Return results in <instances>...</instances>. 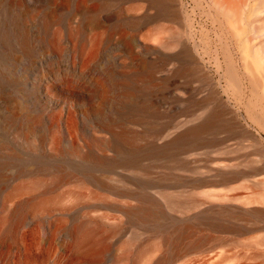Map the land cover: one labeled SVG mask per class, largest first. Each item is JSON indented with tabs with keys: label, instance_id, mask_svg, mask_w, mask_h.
<instances>
[{
	"label": "rangeland",
	"instance_id": "obj_1",
	"mask_svg": "<svg viewBox=\"0 0 264 264\" xmlns=\"http://www.w3.org/2000/svg\"><path fill=\"white\" fill-rule=\"evenodd\" d=\"M181 1L186 7L177 11L178 19L163 15L151 0H118L103 9L98 18H83L80 12L56 23L30 55L15 48L19 45L17 37L14 39L17 46L11 41L14 54H8L0 46L3 48L0 78L5 79L0 83V264H160L165 252L161 235L164 231L160 229L174 231L178 225L187 223L195 227L197 238L207 236V239L173 264H264V240L257 242V238L264 236V223L253 224L254 221L233 220L229 216L233 207L254 206L241 200L257 190L264 191V186L243 188L244 178L231 186L220 184L219 176L207 168L217 167L212 160L217 148L201 147L192 155L184 153L177 166L168 159L155 162L148 176L119 167L107 179L109 190L96 180L102 171L92 169L94 175L84 176L88 167L79 164L71 152L77 148L82 153L96 145L107 151V135L99 129L98 117L77 113L82 104L70 100L66 90L73 89L74 80L85 72L88 81L104 77L108 82L112 77L120 87L122 75L141 70L142 60L159 61L179 50L180 46L164 48L160 39L166 36L164 29L170 25L186 28L189 16L199 22L195 25L197 29L203 25L208 32L211 27L193 12L192 0ZM42 2V6L49 7L47 0ZM53 3L67 4L68 10L99 5L98 0L67 3L53 0ZM134 18L140 23L133 24ZM36 21L30 29L35 36H41L40 20ZM144 45L150 47L145 49ZM177 65V60L170 61L155 78L171 75ZM64 80L67 86L66 83L63 86ZM173 80L169 87L154 94L156 106L162 111L158 123L165 130L164 136L177 129V122L189 117L185 99L190 88L199 85L183 77ZM106 94L112 96L114 91ZM224 98L227 100L226 95ZM12 116L15 121L10 120ZM26 116L36 117L31 131L26 129ZM242 121L264 144L263 136ZM221 135L229 139L226 144L237 147L240 139L236 134ZM246 140L243 143L250 144ZM230 155L235 157L232 163L254 158L257 160L254 167H264V156L253 146ZM73 166H78L73 177L54 185L57 168L69 170ZM244 169L248 171L251 167ZM263 176L260 173L254 178L263 180ZM154 189L179 194L183 199L194 192L198 205L186 211L162 199V215L145 222L132 210L141 205L144 193H156ZM223 194L226 198L217 197ZM232 195L240 199L233 201ZM233 222L242 229H230ZM82 226L84 231L91 232L92 239L77 245V237L80 239L83 234Z\"/></svg>",
	"mask_w": 264,
	"mask_h": 264
},
{
	"label": "bare ground",
	"instance_id": "obj_2",
	"mask_svg": "<svg viewBox=\"0 0 264 264\" xmlns=\"http://www.w3.org/2000/svg\"><path fill=\"white\" fill-rule=\"evenodd\" d=\"M63 1L67 3L68 0ZM98 1L99 5L93 8L68 10L67 4L53 5V0H47L49 7L42 6V0H0V46L5 47L6 52L10 54L13 50L11 45L18 39L16 42L19 45L15 48L30 55L36 50L38 41L44 40L42 37H46L56 23L65 18H74L77 14L80 15V12H83V18H98L103 9L111 7L118 0ZM151 3L157 5L163 15L175 19L177 11L186 7L181 0H151ZM192 3L193 12L209 23L211 28L208 32L203 25H200L201 30H198L199 28L195 27L197 21L189 16L190 21L186 28L182 25H170L164 29L166 36L160 39L164 48L180 46L179 50L159 61L142 60L141 70L122 75L120 87L112 77L108 82L104 77L88 81V73L82 72L83 74L74 80L73 89L66 90L70 100L80 101L82 104V108H77V113H81L83 117H98V127L107 135V151L99 145L82 153H79L77 148L71 150L75 153L73 155L76 156V161L85 168L88 167L84 176L94 175L92 169L102 171L103 175L99 174L100 178L96 180L107 190L111 189L107 179H111V173L119 167L132 168L148 176L152 173L155 162L168 159L177 166V160L182 154L192 155L194 150L201 147L217 148V155L212 159L218 164L217 167L206 166L209 171H214L219 176L220 184L227 183L231 186L244 178L243 188L264 186V179L254 178L264 173V167L259 169L253 166L256 159L246 158L232 163L235 157L230 155L253 146L264 156V144L242 121H247L264 138V0H192ZM36 20H40L41 36H35L30 29V25ZM137 22L134 18L133 24ZM116 26L117 24L113 25L112 30ZM11 41L14 43L11 44ZM2 47L0 49H3ZM143 47L148 49L150 46ZM13 57L14 55L12 59ZM172 60H177L178 65L171 70V75L157 80L155 75L161 69L165 70ZM174 77H183L190 83L199 82V85L194 87L195 89L190 88V95L185 99V112L189 113V117L177 122V129L164 136L165 130L160 122L158 123L162 111L156 106L154 94L155 91L173 84ZM0 79L1 84L5 82L3 77ZM65 83L64 80L63 86ZM63 90L65 91V88ZM107 91H114V95H107ZM35 118H24L28 131H31ZM15 119V116L10 117L11 121ZM224 132L239 137L237 147L226 144L229 139H223L221 134ZM246 139L250 140V144L243 143ZM78 166L69 170L58 167L54 172V185L73 177ZM246 166L251 169L247 171L244 169ZM217 197L226 198L224 194ZM162 199H165L167 204L186 211L198 205L194 192L183 199L181 195L168 191H147L140 199L141 205L132 212L147 222L162 215ZM230 199L235 201L240 197L232 195ZM241 202L254 206L248 209L233 207L229 210L231 219L254 221L253 224L264 223V191L257 190L252 195L245 196ZM229 227L236 231L242 229L235 222ZM83 228L82 226V236L76 239L77 245H83L92 239L91 232L84 231ZM119 229L121 230V227ZM160 230L164 231L161 235L165 247V252L159 260L160 264H173L187 251L199 248L202 241L207 239V236L197 238L195 227L188 223L178 225L174 231ZM258 240H264V236L257 238V242Z\"/></svg>",
	"mask_w": 264,
	"mask_h": 264
}]
</instances>
